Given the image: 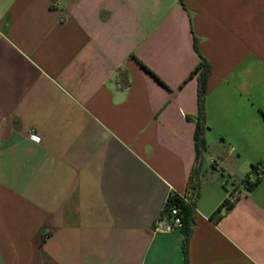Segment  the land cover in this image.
<instances>
[{
  "label": "crops",
  "instance_id": "0c3cea01",
  "mask_svg": "<svg viewBox=\"0 0 264 264\" xmlns=\"http://www.w3.org/2000/svg\"><path fill=\"white\" fill-rule=\"evenodd\" d=\"M201 56L185 247L157 226L196 162ZM260 162L264 0H0V264H264V179L243 183Z\"/></svg>",
  "mask_w": 264,
  "mask_h": 264
},
{
  "label": "trees",
  "instance_id": "16d2710c",
  "mask_svg": "<svg viewBox=\"0 0 264 264\" xmlns=\"http://www.w3.org/2000/svg\"><path fill=\"white\" fill-rule=\"evenodd\" d=\"M198 49V45H196ZM148 72H150L154 77H156L151 71H149L145 66H143ZM212 68L209 62L201 56V61L198 67L191 73L189 78L184 82L188 83L193 77L197 76L198 79V116L195 118L197 129L195 132V142H196V162L192 173L190 175L188 190L184 198L176 194L170 195L167 200V207H178L179 214L182 218V227L185 234V247L189 241L193 229V215L195 212L197 200L200 198L201 191V179L200 173L204 164V158L208 151V145L206 142V131L208 129L207 117H206V94L208 80L211 75ZM157 78V77H156ZM158 79V78H157ZM117 83L122 88H127L129 86V78L125 69L120 68L117 77ZM159 80V79H158ZM160 81V80H159ZM161 82V81H160ZM189 119H194L189 117ZM264 179V162L252 165L251 172L243 180L247 191L255 189ZM233 202L225 200L222 205H220L212 217L214 219H219L223 212L230 209ZM225 208V209H224Z\"/></svg>",
  "mask_w": 264,
  "mask_h": 264
},
{
  "label": "built area",
  "instance_id": "2783aa9c",
  "mask_svg": "<svg viewBox=\"0 0 264 264\" xmlns=\"http://www.w3.org/2000/svg\"><path fill=\"white\" fill-rule=\"evenodd\" d=\"M29 139L35 143L40 142L39 135L33 129L30 130V132H29ZM181 227H182V218L179 214L178 207L174 206V207L169 208V207H167V201H166V203L164 204L162 214L160 215L157 228L159 230L171 232V231H173L175 229H179Z\"/></svg>",
  "mask_w": 264,
  "mask_h": 264
}]
</instances>
